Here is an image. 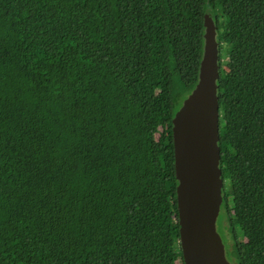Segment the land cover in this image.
I'll list each match as a JSON object with an SVG mask.
<instances>
[{"label": "trees", "instance_id": "1", "mask_svg": "<svg viewBox=\"0 0 264 264\" xmlns=\"http://www.w3.org/2000/svg\"><path fill=\"white\" fill-rule=\"evenodd\" d=\"M208 13L230 254L264 264V0H0V264H184L172 121Z\"/></svg>", "mask_w": 264, "mask_h": 264}, {"label": "water", "instance_id": "2", "mask_svg": "<svg viewBox=\"0 0 264 264\" xmlns=\"http://www.w3.org/2000/svg\"><path fill=\"white\" fill-rule=\"evenodd\" d=\"M199 80L172 121L180 245L184 264H229L217 226L222 206L219 167L218 42L210 13Z\"/></svg>", "mask_w": 264, "mask_h": 264}, {"label": "rangeland", "instance_id": "3", "mask_svg": "<svg viewBox=\"0 0 264 264\" xmlns=\"http://www.w3.org/2000/svg\"><path fill=\"white\" fill-rule=\"evenodd\" d=\"M223 212L224 211L222 208L217 229L223 239L222 241H223L224 251H225V256H226L227 261L229 262V264H236L235 258L232 259L231 254H230V251L232 250L233 243H234V236H236L237 241H244L245 236L243 235L240 227H238L233 234H231L230 230L226 229L225 227L226 221L223 219V216H224Z\"/></svg>", "mask_w": 264, "mask_h": 264}]
</instances>
